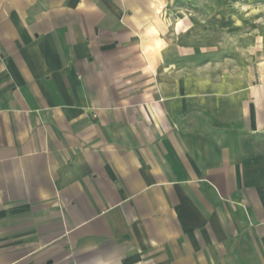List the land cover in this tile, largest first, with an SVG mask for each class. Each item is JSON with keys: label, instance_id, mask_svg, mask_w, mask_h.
I'll list each match as a JSON object with an SVG mask.
<instances>
[{"label": "crops", "instance_id": "0c3cea01", "mask_svg": "<svg viewBox=\"0 0 264 264\" xmlns=\"http://www.w3.org/2000/svg\"><path fill=\"white\" fill-rule=\"evenodd\" d=\"M163 3L0 0V264H263L264 77L160 79Z\"/></svg>", "mask_w": 264, "mask_h": 264}, {"label": "rangeland", "instance_id": "374dc122", "mask_svg": "<svg viewBox=\"0 0 264 264\" xmlns=\"http://www.w3.org/2000/svg\"><path fill=\"white\" fill-rule=\"evenodd\" d=\"M155 12L144 42L164 52L166 83L206 92L211 82L231 90L264 77V0H164Z\"/></svg>", "mask_w": 264, "mask_h": 264}]
</instances>
